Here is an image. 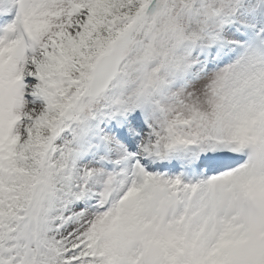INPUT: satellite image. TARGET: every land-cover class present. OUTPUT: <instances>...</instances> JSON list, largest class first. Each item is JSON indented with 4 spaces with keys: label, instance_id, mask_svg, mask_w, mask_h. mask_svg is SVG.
<instances>
[{
    "label": "snow or ice",
    "instance_id": "snow-or-ice-1",
    "mask_svg": "<svg viewBox=\"0 0 264 264\" xmlns=\"http://www.w3.org/2000/svg\"><path fill=\"white\" fill-rule=\"evenodd\" d=\"M0 264H264V0H0Z\"/></svg>",
    "mask_w": 264,
    "mask_h": 264
}]
</instances>
